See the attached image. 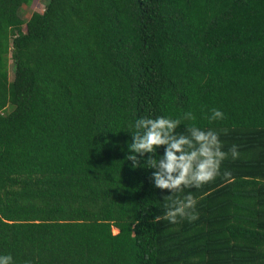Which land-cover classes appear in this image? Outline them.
Returning a JSON list of instances; mask_svg holds the SVG:
<instances>
[{"label":"trees","instance_id":"1","mask_svg":"<svg viewBox=\"0 0 264 264\" xmlns=\"http://www.w3.org/2000/svg\"><path fill=\"white\" fill-rule=\"evenodd\" d=\"M30 1L0 0V255L264 264V0H46L22 19ZM187 112L177 133L211 128L239 157L185 190L197 219L154 222L170 193L131 167V132Z\"/></svg>","mask_w":264,"mask_h":264},{"label":"clouds","instance_id":"2","mask_svg":"<svg viewBox=\"0 0 264 264\" xmlns=\"http://www.w3.org/2000/svg\"><path fill=\"white\" fill-rule=\"evenodd\" d=\"M211 115L205 118L209 122L224 119V113L216 108L210 110ZM195 120L193 113L187 112L182 118L165 116L141 117L135 121L131 132V143H128L133 169L146 164L152 169L150 180L155 188L167 190L170 194L163 198L166 211L163 217L155 216L153 221L161 218L172 224L182 219L193 221L198 218L197 199L186 189H199L221 175V165L229 154L232 159L239 157L237 145H232L227 152L215 130L190 126L184 132L177 133L181 120ZM163 148L162 154L158 149ZM142 161V163H141ZM223 177L231 180L229 170ZM0 264H14L11 254L0 255Z\"/></svg>","mask_w":264,"mask_h":264},{"label":"rangeland","instance_id":"3","mask_svg":"<svg viewBox=\"0 0 264 264\" xmlns=\"http://www.w3.org/2000/svg\"><path fill=\"white\" fill-rule=\"evenodd\" d=\"M45 1L46 0H31L28 4H22L19 9V14L21 18L27 19L33 11H42ZM21 29L24 30V25L21 26ZM7 77L8 80H11L12 78L11 60L9 59L7 63Z\"/></svg>","mask_w":264,"mask_h":264}]
</instances>
